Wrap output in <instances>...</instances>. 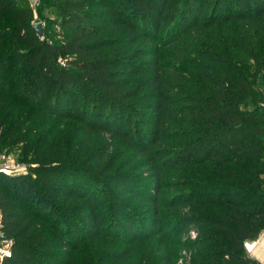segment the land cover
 <instances>
[{"label": "trees", "instance_id": "16d2710c", "mask_svg": "<svg viewBox=\"0 0 264 264\" xmlns=\"http://www.w3.org/2000/svg\"><path fill=\"white\" fill-rule=\"evenodd\" d=\"M5 147L32 173L0 172V264L106 240L125 248L80 262L124 264L153 239L158 264L175 243L184 264H262L245 243L264 230V0H0Z\"/></svg>", "mask_w": 264, "mask_h": 264}, {"label": "rangeland", "instance_id": "374dc122", "mask_svg": "<svg viewBox=\"0 0 264 264\" xmlns=\"http://www.w3.org/2000/svg\"><path fill=\"white\" fill-rule=\"evenodd\" d=\"M27 1V3L32 7V8H36L40 2H38L37 5H33L32 6V0H25V2ZM50 19L52 21H56V15L55 12L50 10V9H46L42 18L39 16H35L34 20L35 22L38 23H42L41 27L44 26L45 24V20ZM257 91L259 90V87L256 86ZM70 131V130H68ZM108 140L106 137H103L101 135H99L98 137H96L93 141H92V147H96V146H100L103 144L107 145ZM16 147V146H15ZM7 148H3V150L1 151L0 154V163H13V164H20L23 166V172L21 174L23 175H29V173L31 172L29 166L25 163L19 160V150L17 148H10V150L5 151ZM116 151V147H113L111 149L110 153H115ZM124 171V170H122ZM132 174H141V170H131ZM32 173V172H31ZM5 174V173H4ZM9 175V174H7ZM19 175V174H16ZM34 176V175H32ZM124 207H126L129 210L132 211H136V207L139 206V202H131V203H124L123 204ZM147 209V206L146 208ZM143 213V208H138V210L136 211V214H141ZM146 218V217H144ZM190 237L191 239L196 237V233L193 229H190L188 231V233H186L185 235H183L181 238V240H185L186 237ZM126 237H128V234L126 233ZM107 243L109 245H113L112 249L110 248V246H108L107 244H104V246L100 247V245H98L97 243L94 244V246H90L87 244L83 245V250L81 252V254L79 255V259H76V264H84V262H80V260H92L95 261L97 259H101L102 256H104L105 253H108L111 251V253H118L120 251V249H124L125 245L121 244V243H113L111 240H106ZM246 246L247 249H254L255 251H263L264 252V230L260 233V235L258 236L257 239L253 240V241H247L246 242ZM157 239H153L150 241H141V240H137L135 243V247L134 250L129 258V260L127 262H125L124 264H139L140 262L144 261L145 264H158L159 258L162 255V252L158 253L156 252V248H157ZM91 247H94V250H92ZM171 254L173 257H175L176 259V264H184L185 259L187 258V253L186 250L182 249V247L180 246V243H175L174 245L171 246ZM248 251V250H247ZM250 254V253H249Z\"/></svg>", "mask_w": 264, "mask_h": 264}, {"label": "built area", "instance_id": "2783aa9c", "mask_svg": "<svg viewBox=\"0 0 264 264\" xmlns=\"http://www.w3.org/2000/svg\"><path fill=\"white\" fill-rule=\"evenodd\" d=\"M39 0H32V6L37 5ZM42 25V23H40ZM60 63L63 65L64 62L61 60ZM0 172L9 174V175H16L21 174L23 172V166L20 164H13V163H0ZM2 216L0 212V260L4 257H7L11 253V247L13 244V240L7 237L2 230Z\"/></svg>", "mask_w": 264, "mask_h": 264}, {"label": "crops", "instance_id": "0c3cea01", "mask_svg": "<svg viewBox=\"0 0 264 264\" xmlns=\"http://www.w3.org/2000/svg\"><path fill=\"white\" fill-rule=\"evenodd\" d=\"M247 243H245V246H246ZM247 249V247H246ZM248 252L250 253V255L255 258L256 260H258L260 263L264 264V252L263 251H255L254 249L250 248V249H247Z\"/></svg>", "mask_w": 264, "mask_h": 264}, {"label": "water", "instance_id": "95a60500", "mask_svg": "<svg viewBox=\"0 0 264 264\" xmlns=\"http://www.w3.org/2000/svg\"><path fill=\"white\" fill-rule=\"evenodd\" d=\"M33 28L35 29L36 33L40 36L42 34V27L41 24L38 22L33 23Z\"/></svg>", "mask_w": 264, "mask_h": 264}]
</instances>
